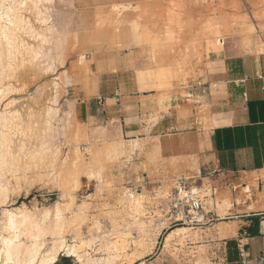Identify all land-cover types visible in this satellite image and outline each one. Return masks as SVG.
<instances>
[{
  "label": "rangeland",
  "instance_id": "374dc122",
  "mask_svg": "<svg viewBox=\"0 0 264 264\" xmlns=\"http://www.w3.org/2000/svg\"><path fill=\"white\" fill-rule=\"evenodd\" d=\"M20 11L32 31L14 26L35 52L15 54L12 81H0V89L13 84L0 95V112L10 118V109L20 111L24 128L11 136L17 168L3 177L8 196L0 212L24 205L51 222L58 203L67 245L91 239L79 250L105 258L106 242H120L117 257L103 264H215L208 224L181 220L175 180L157 178L156 146L148 151L136 140L140 147H133L113 122L82 123L69 89L100 72L97 58L132 53L138 76L148 77L143 83L156 86L144 89L187 94L210 72L215 52L264 51V0H32ZM47 105L56 109L51 119ZM176 227L188 229L167 239ZM44 237L49 243L51 235ZM65 261L80 264L65 250L54 264Z\"/></svg>",
  "mask_w": 264,
  "mask_h": 264
},
{
  "label": "crops",
  "instance_id": "0c3cea01",
  "mask_svg": "<svg viewBox=\"0 0 264 264\" xmlns=\"http://www.w3.org/2000/svg\"><path fill=\"white\" fill-rule=\"evenodd\" d=\"M96 64L100 72L69 89L77 119L113 122L123 139L156 146L157 178L214 189L206 198L213 263L264 264V51L215 52L187 94L144 89L155 85L143 83L132 53Z\"/></svg>",
  "mask_w": 264,
  "mask_h": 264
},
{
  "label": "bare ground",
  "instance_id": "6f19581e",
  "mask_svg": "<svg viewBox=\"0 0 264 264\" xmlns=\"http://www.w3.org/2000/svg\"><path fill=\"white\" fill-rule=\"evenodd\" d=\"M27 1L32 0H0V81H3L4 78L6 79V76L9 79L12 78L13 73H15V54H19L21 53V51H25L26 54L31 55V53L34 51L32 45L28 43L29 41L25 42V40L21 36L22 33H20L21 30H28L29 33L32 31V26L29 24L26 18L22 17V12L20 11V9H22V6L25 5ZM19 11L21 12L20 14ZM15 22L21 25L23 24L26 27L18 32L19 30L18 28H16L17 24L14 26ZM21 27L23 26H20V28ZM5 52L7 53V55L5 56H8L7 60H3L2 58ZM12 88L13 84L10 83V86L0 89V95L4 93V90L10 91L9 89ZM10 110L14 112L12 116H10V118L3 113L4 111L0 112V138H2L0 141L1 202H5V200L7 199L6 197L8 196L6 182L4 181L5 179L3 180V177L6 172H11L9 171L10 169L12 171H16L17 168L15 167L16 156L13 154L12 148L13 144L17 145V141H12L11 136L20 134L24 129L23 125L20 126L19 123L21 115L20 111L15 109ZM55 111V108L47 105L43 112L45 116L48 117L50 114H54ZM48 118L51 119V117ZM47 124H49V122H47ZM133 147L139 148V142L135 140L133 142ZM117 152L120 151L116 148L114 150V153ZM217 195L220 194L217 193ZM139 201V197L136 198L135 205H139ZM137 209L140 208L136 207V210ZM61 210L62 209L60 205L57 203L55 205V212L53 214L52 221L50 220L51 222L45 221L42 223L24 205L14 208H3L0 212V264H54L57 260L59 252L63 250H65V252L69 255L74 256L80 262V264H103L104 262L109 263L115 257H117V250L121 245L119 241L106 242L104 247L107 251V256L105 258H92L84 249L79 250V246H89L91 243V239H81L79 242V246L67 245L62 236V230L64 231L63 228L65 225V219L62 216ZM74 218H76V216ZM187 229V227H176L171 230V232L167 236V239L172 234L183 235ZM48 233L49 235H51V239L49 243H46V239L44 236ZM147 242H150V240H148Z\"/></svg>",
  "mask_w": 264,
  "mask_h": 264
},
{
  "label": "built area",
  "instance_id": "2783aa9c",
  "mask_svg": "<svg viewBox=\"0 0 264 264\" xmlns=\"http://www.w3.org/2000/svg\"><path fill=\"white\" fill-rule=\"evenodd\" d=\"M216 169L207 170L206 174L216 173ZM173 196V206L178 205V209L183 213L184 221L187 219L194 225L210 224L215 218L210 215L211 211L207 209L206 198L212 196L214 189L212 187H204L202 185L188 184L187 178H177L175 180Z\"/></svg>",
  "mask_w": 264,
  "mask_h": 264
},
{
  "label": "trees",
  "instance_id": "16d2710c",
  "mask_svg": "<svg viewBox=\"0 0 264 264\" xmlns=\"http://www.w3.org/2000/svg\"><path fill=\"white\" fill-rule=\"evenodd\" d=\"M63 264H70L69 262L65 261Z\"/></svg>",
  "mask_w": 264,
  "mask_h": 264
}]
</instances>
